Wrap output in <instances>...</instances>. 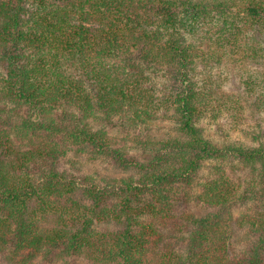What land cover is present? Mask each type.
Masks as SVG:
<instances>
[{
    "label": "trees",
    "instance_id": "obj_1",
    "mask_svg": "<svg viewBox=\"0 0 264 264\" xmlns=\"http://www.w3.org/2000/svg\"><path fill=\"white\" fill-rule=\"evenodd\" d=\"M257 35L264 0H0V264H264V147L206 137L211 93L192 78L229 47L258 64ZM243 88L264 109L262 86ZM161 108L176 135L137 138L139 154L93 127L134 130ZM221 160L258 180L236 197ZM189 197L207 211L183 212ZM237 201L254 211L233 216ZM230 225L247 228L238 255Z\"/></svg>",
    "mask_w": 264,
    "mask_h": 264
},
{
    "label": "rangeland",
    "instance_id": "obj_2",
    "mask_svg": "<svg viewBox=\"0 0 264 264\" xmlns=\"http://www.w3.org/2000/svg\"><path fill=\"white\" fill-rule=\"evenodd\" d=\"M247 36H250L248 33ZM256 39V38H254ZM251 42V38L249 39ZM259 40L258 45H252L256 50L264 49V35H257L255 42ZM224 52V53H223ZM223 53V54H221ZM220 57L217 62L211 61L207 67L201 64L196 65L193 79L197 82L201 90H208L211 94L208 98V107L200 120V126L206 137L212 138L219 143H233L235 145L242 144L245 148L264 147V109L256 107V96H252L244 92L245 82H254L262 86V89L255 88V94H264V60L259 63H253L249 60H242V52L238 53V49L225 48L222 52L219 51ZM264 57V51L261 53ZM146 82H142L141 86L149 96L150 101L157 100L161 105V95L164 89V82L160 76L151 75ZM160 105H156L160 107ZM258 106V105H257ZM169 109H158L155 111L154 118L147 121L145 126H137L135 129L122 127L121 122L124 118H113L111 121L104 120L102 114L94 121V128L106 129L108 134L113 136L116 142H125L137 153L141 152V148L135 147L137 138L146 141L150 136L155 140H165L176 135L175 124L168 114ZM139 136V137H138ZM139 142V140L137 141ZM141 142V141H140ZM221 160L219 163L226 173V177L234 181L236 197H238V182L240 185L239 194L248 192V183L257 181V176L251 175L247 170L238 172V168L231 169V162ZM87 163V162H86ZM212 163L205 164L201 171V176H212ZM85 173L98 175H115L120 176V172L116 173L115 169L105 163L95 162L87 163L84 166ZM239 176V178H238ZM198 188L195 189V194L198 193ZM190 198V197H189ZM188 198V199H189ZM195 197H191L184 205L185 213L193 212L196 215H203L207 210L203 204L198 201L194 202ZM238 204V201H237ZM255 202L247 204H238L237 208L232 213L233 216L239 212H253ZM181 208V206H180ZM239 208V209H238ZM182 210V209H181ZM252 214V213H250ZM229 233L231 234L232 249L230 255L236 253L238 255L244 248L246 242L247 228L238 229L237 226L230 225ZM44 264V263H41Z\"/></svg>",
    "mask_w": 264,
    "mask_h": 264
}]
</instances>
